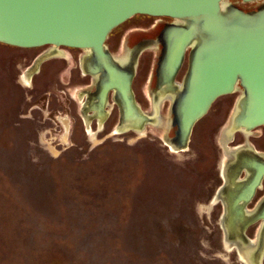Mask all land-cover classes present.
Instances as JSON below:
<instances>
[{
	"label": "rangeland",
	"instance_id": "1",
	"mask_svg": "<svg viewBox=\"0 0 264 264\" xmlns=\"http://www.w3.org/2000/svg\"><path fill=\"white\" fill-rule=\"evenodd\" d=\"M136 20L112 31V52ZM38 49L0 44V264H245L221 213L208 210L220 117L202 118L179 153L155 127L111 131L113 117L84 131L70 97L73 62L23 77ZM146 73L140 65L134 78L138 100Z\"/></svg>",
	"mask_w": 264,
	"mask_h": 264
},
{
	"label": "water",
	"instance_id": "2",
	"mask_svg": "<svg viewBox=\"0 0 264 264\" xmlns=\"http://www.w3.org/2000/svg\"><path fill=\"white\" fill-rule=\"evenodd\" d=\"M137 15L181 23L168 36L161 72L168 89L162 94L168 91L176 97L172 111L177 133L170 150L186 151L195 123L208 114L217 98L235 91L240 96L230 132L249 133L264 126V3L246 11L230 0H0V44L51 47L54 54L43 60L59 56L60 48L83 51V62L99 84V102L93 109L98 120L107 117V95L112 91L121 114V132L142 134L157 119L156 111L150 115L136 102L137 57L118 60L106 43L115 28ZM187 49L190 67L185 88L173 90V78ZM243 167H251L255 174L247 183L237 182L238 173L230 179L229 209L222 227L226 242L245 264H262L264 209L250 214L244 205L260 184L264 166L240 163L238 171ZM257 221H261L260 231L251 241L246 232Z\"/></svg>",
	"mask_w": 264,
	"mask_h": 264
},
{
	"label": "flooded vegetation",
	"instance_id": "3",
	"mask_svg": "<svg viewBox=\"0 0 264 264\" xmlns=\"http://www.w3.org/2000/svg\"><path fill=\"white\" fill-rule=\"evenodd\" d=\"M230 1L233 5H236L246 11H255V9L263 3H242L241 0ZM131 19H137L136 21L138 23L137 25L126 29V31L119 33L115 39V45L117 46L116 48L118 51L112 52L111 48L108 46V40L112 36V33L106 43L113 56L118 60H120L121 57L129 58V56L134 55L135 58L137 57V70L140 65H146L147 73L144 76V82L141 85L142 96L141 99L138 100L135 92L136 102L141 107L145 105L147 108H150L151 112H147L150 113V115L153 114V111H156L154 115L156 116L157 123L154 127L162 132L161 138L163 139L166 147L170 149L173 148L172 144L173 146L175 145L173 142H175V136L177 133V126L174 125V114L172 111V106L175 103L174 101L176 100V97L173 96V94L168 93V91L162 94L167 87L166 84H163L164 81L161 72L163 62L166 58V50L168 48V36L174 32L176 28H179L181 23L168 17H153L144 15L133 16L126 21ZM126 21L123 24H125ZM38 48L40 49L37 51L34 50V52L28 54V66L22 73L23 77L29 79L30 77L40 73L42 66L47 62L55 63L58 60L61 61L63 65H65L68 61L73 62L74 65L68 69V74L69 76H73V73L75 72L78 78V83L75 82L76 84L72 89L70 97L75 101V113L81 118L84 131L93 125L97 132H101L105 129L104 124L106 121L110 117H113L114 120L116 119V122H114V125L112 124L111 131L113 130V132L122 133L120 129L122 126L121 114L112 91H109L107 95V106H110L109 109H106L107 106L105 107L107 117L103 121H99L96 117L97 112L93 109L95 108L94 104L99 102L100 89L97 78L88 71V67L83 62L85 53L79 49L60 48L59 50L61 51V54H58L59 56L43 60L45 57L54 54L55 51L49 46ZM189 51L190 50L187 49L184 53L183 60L175 73L173 78L174 81L171 84V88L173 90L183 91L185 88L187 80L186 77L190 67ZM239 96L240 92L235 91L233 94H227L219 97L215 100L210 110L207 112V115L213 113L214 118L220 117L218 120L214 121V147L217 152L215 157L217 160L216 171L218 174L219 184L214 189L213 196L208 202V210H217V213H221L220 216L222 217L220 219L223 222L222 224L225 223V216L229 209L227 201L232 188L230 179L233 178L235 173H238L237 182L247 183V181L255 174L251 167H243L239 172L237 168L238 165L240 163H257L260 166H264V126L253 129L249 131V133L243 131L230 132L231 122L236 115L235 107ZM224 97L228 98L225 100ZM219 99H222V101L217 103ZM227 100L229 102L227 109L228 113L225 112V102ZM216 104L217 106H215ZM197 123H195V126ZM148 126L151 128L153 127L150 125ZM194 128L192 129L191 134L193 133ZM188 147L189 145L187 148ZM252 193L253 195L244 205L246 211L250 214L264 209V175H262L260 184L253 190ZM260 225L261 221H257L248 228V230H251V236H249L250 240L254 241L256 239L260 231ZM253 230H255V232L252 233Z\"/></svg>",
	"mask_w": 264,
	"mask_h": 264
}]
</instances>
